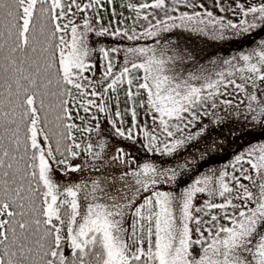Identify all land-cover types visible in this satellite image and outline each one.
I'll return each instance as SVG.
<instances>
[{"label": "snow or ice", "instance_id": "snow-or-ice-1", "mask_svg": "<svg viewBox=\"0 0 264 264\" xmlns=\"http://www.w3.org/2000/svg\"><path fill=\"white\" fill-rule=\"evenodd\" d=\"M0 264H264V0H0Z\"/></svg>", "mask_w": 264, "mask_h": 264}, {"label": "rangeland", "instance_id": "rangeland-1", "mask_svg": "<svg viewBox=\"0 0 264 264\" xmlns=\"http://www.w3.org/2000/svg\"><path fill=\"white\" fill-rule=\"evenodd\" d=\"M195 39L197 40L198 43L201 44V46H204V45H203V39H204V38L197 37V38H195ZM208 43L211 44L212 42L209 41ZM224 162H226V161H222L221 163H224ZM214 166H217V167H218V166H220V164H217V165H214Z\"/></svg>", "mask_w": 264, "mask_h": 264}]
</instances>
